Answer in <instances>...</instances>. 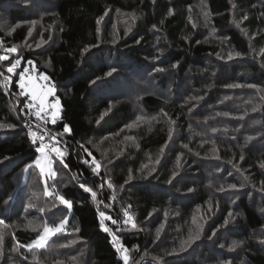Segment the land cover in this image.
I'll use <instances>...</instances> for the list:
<instances>
[{
	"label": "trees",
	"instance_id": "trees-1",
	"mask_svg": "<svg viewBox=\"0 0 264 264\" xmlns=\"http://www.w3.org/2000/svg\"><path fill=\"white\" fill-rule=\"evenodd\" d=\"M0 55V124L15 125L0 128V264H123L101 211L127 264H264V0H0ZM29 66L61 100L51 133L71 128L46 183L19 87Z\"/></svg>",
	"mask_w": 264,
	"mask_h": 264
},
{
	"label": "snow or ice",
	"instance_id": "snow-or-ice-1",
	"mask_svg": "<svg viewBox=\"0 0 264 264\" xmlns=\"http://www.w3.org/2000/svg\"><path fill=\"white\" fill-rule=\"evenodd\" d=\"M170 14H171V10H170ZM245 19H247V17H245ZM44 42L45 41L41 40V43H44ZM40 46H41L40 43H38L36 45L37 48H39ZM7 51L9 53H15L17 51V49L15 47H12V48L7 49ZM232 55H233L232 53H229V59L232 58ZM235 55L239 56L240 54L235 53ZM5 60H9V57L4 56V55H0V61H5ZM20 63H21V61L19 59L15 60L14 62H11L10 65L6 68V71L8 73H14L15 70L17 69V67L20 65ZM29 63H31V61H29ZM173 67H175V65H173ZM158 70L162 71V69H158ZM112 71H114V69L110 70L107 73V75H112ZM0 74H2V73H0ZM19 77H20L19 87L21 90H23L25 88V84L23 83L24 75L22 72L19 74ZM42 78L46 81L49 79V77H47V76H43ZM5 86H7V85H5ZM241 86L242 85H228L227 87H241ZM247 87H256V86L255 85H247ZM54 91H55L54 87L49 88L48 94L51 95L54 93ZM21 95L28 96L30 94L22 91ZM192 99H196V97H192ZM199 99H203V97H199ZM36 101H37V98L35 96H32L31 99L29 100V102L24 105V108L27 109L26 114L28 116H30V117L34 116L37 120H40L42 122L41 124L36 125L37 128L41 129V132H40V134H38L36 131H33L32 127H31V122L29 121V122H25L26 126L28 128L27 135L31 139V143L35 146V152L38 154L37 158L35 160V166L38 167L42 173L44 172L45 166H47V168L49 170V174L52 177H55L56 173H55V171H53V159H52L51 154L55 153L56 157H58L60 159L61 163H64L63 158L66 155V151H62L60 148L57 147V144H59L60 141L56 140V136H62L64 133H70L71 128L69 125L65 124L63 126V132L62 133H57V134L53 135L51 133V131L47 128V125L49 122H51V124H53V125H55L57 123L58 117L56 115V111L54 110L56 106H53L52 108L46 110L42 100L40 102H36ZM58 104H59V102L57 101V105ZM24 108L21 109V112H24ZM50 113H51V115H49ZM225 115H227V114L225 113ZM172 123H175V121H172ZM3 127L14 128L15 125H2V124H0V128H3ZM213 131H216V129H213ZM45 136H47L50 140L55 141V143H53L51 145L46 143L45 142ZM249 139H251V137ZM81 147H83V146H81ZM185 147H187V145H185ZM85 151H87V150L85 149ZM162 151H163V149H162ZM88 155L91 156V153L89 152ZM94 159L95 158L93 157V160ZM241 159H243V156H241ZM158 162L159 161H157V163ZM84 163L87 164L88 161L85 160ZM66 166L67 165L65 164V167ZM28 167H32V165L29 164ZM99 167H100L99 164H96V167L92 169L93 173H95L97 176H99V172H98ZM261 167H264V164H262ZM129 171L131 172V170H129ZM176 175H177V173L173 172L172 177L175 178ZM128 179L129 180L132 179L131 175H129ZM168 182L171 183V179ZM125 183H127V181H125ZM107 186H108V188H111L112 184L108 183ZM80 187L83 188L85 191L91 193L93 200L96 199V192L93 191L91 187H88L85 184H81ZM100 187L102 188L103 184H101ZM229 188L236 189L237 185L236 184H230ZM221 190H223V189H221ZM189 191H192V189H189ZM45 194L46 195H52V193H49L47 191ZM56 199L59 200L60 204L65 205L67 207H71V201L65 199L62 195L56 194ZM53 207H55V205H53ZM129 207H131V206L129 205ZM40 211L43 212V209H40ZM231 215L232 214L229 213V216H231ZM99 216L103 217L105 219L111 220V223L114 225L117 224V222H118L116 219H113L111 216H106L105 212H103V211H101L99 213ZM124 216L127 217V219L124 221L125 224H127L129 221L132 220V217L129 215V213L127 211H125ZM228 222L229 221L227 219H225L224 224L226 225ZM64 223L65 222H61L56 227H49L47 225V223H45L43 235H41L33 244L28 245L29 249L31 250V248H33V247L43 248L46 245V242H47V239L49 236L54 235V234L59 233V232L64 230ZM0 225H4L6 227L4 219H0ZM131 227L132 228L136 227L135 222H132ZM77 231H78V229H77ZM104 231L107 232V231H109V229L107 227H105ZM160 231H161V229L157 230V233H156L157 239H159ZM213 235H215V231L213 232ZM199 238H200L199 233H197L195 236H190L189 241L186 243L194 242L195 240H197ZM2 239H3V234L0 233V241H2ZM262 242H264V241H262ZM236 246H237V242L233 241L229 250L234 249ZM221 247H223V245H221ZM166 254H168V253H166ZM123 259H124V264H127L128 257L125 256ZM222 264H230V262H222Z\"/></svg>",
	"mask_w": 264,
	"mask_h": 264
},
{
	"label": "built area",
	"instance_id": "built-area-1",
	"mask_svg": "<svg viewBox=\"0 0 264 264\" xmlns=\"http://www.w3.org/2000/svg\"><path fill=\"white\" fill-rule=\"evenodd\" d=\"M22 73H23V75H26V76L29 75V74L35 75V77H36V79L38 80V83H39L38 85H42L43 88L54 87L52 82L50 81V79H48L47 81L44 80L42 77L45 76V75H43L42 73H39L36 70H34L32 66L27 67ZM1 85H2V87L4 89V91L7 92L8 88L11 87V85H12V75L11 74H7V73L3 74ZM5 85H7V86H5ZM30 99L31 98L28 97V100H27L26 103H28ZM44 107H45L46 110L52 108L51 106H48V107L44 106ZM49 115H51V113ZM56 115L58 117L57 123L62 122L63 120H62V109H61V107H60L59 111H56ZM27 118H28L27 122H29V121L31 122L32 130L36 131L38 134H40L41 129L37 128L36 125L37 124H41L42 122L40 120H37L34 116L30 117V116L27 115ZM50 125H52L51 122H49L48 125H47V128L49 130H50ZM27 132H28V128H27ZM29 140L31 142L30 138H29ZM56 140H58L57 137H56ZM45 142L48 143L49 145L55 143V141L50 140L47 136H45ZM52 155H55V153H52ZM126 219H127V217L122 222H120V225L125 224L124 221ZM99 221L102 222V228L103 229L105 227H107L109 229V231H107V233L110 235V237L112 239V242L114 243V245H115V247H116V249L118 251L119 259H121L123 264H124V259L123 258L126 256V247H125V245L123 243L122 236L118 235L115 232L113 225L110 224L105 218L100 217ZM144 264H152V263L146 262Z\"/></svg>",
	"mask_w": 264,
	"mask_h": 264
},
{
	"label": "rangeland",
	"instance_id": "rangeland-1",
	"mask_svg": "<svg viewBox=\"0 0 264 264\" xmlns=\"http://www.w3.org/2000/svg\"><path fill=\"white\" fill-rule=\"evenodd\" d=\"M39 88H30V89H28V91H30L29 92V94L31 95V96H35L36 98H37V102H40L41 100L43 101V104H44V106H51V107H53V106H56L55 107V110L56 111H59L60 110V107H61V100H60V98L56 95V91H54V93L53 94H51V95H49L48 94V89L49 88H52V87H48L47 89H44L43 87H42V85H37ZM57 101L59 102V104L57 105ZM52 159H53V166H54V164H55V161H57L58 160V157H56V155H52ZM38 168V167H37ZM39 169V168H38ZM40 170V169H39ZM41 178H42V180H43V182H47V180L48 181H50V180H52L54 177H52L50 174H49V170H48V168H47V166H45V169H44V172L42 173L41 172ZM131 221H129L128 223H130ZM49 238H50V236H49ZM35 242V241H34ZM33 242V243H34ZM32 243V244H33Z\"/></svg>",
	"mask_w": 264,
	"mask_h": 264
},
{
	"label": "crops",
	"instance_id": "crops-1",
	"mask_svg": "<svg viewBox=\"0 0 264 264\" xmlns=\"http://www.w3.org/2000/svg\"><path fill=\"white\" fill-rule=\"evenodd\" d=\"M23 83L25 84V88L23 90H21V92H25V93H29L30 91H28V89L30 88H39L37 85L39 84L38 83V80L36 79L35 75L33 74H29V75H24V81ZM44 89H47V88H44ZM28 97H32L31 95H28ZM50 106V105H49Z\"/></svg>",
	"mask_w": 264,
	"mask_h": 264
},
{
	"label": "bare ground",
	"instance_id": "bare-ground-1",
	"mask_svg": "<svg viewBox=\"0 0 264 264\" xmlns=\"http://www.w3.org/2000/svg\"><path fill=\"white\" fill-rule=\"evenodd\" d=\"M21 91V90H20ZM52 155V154H51Z\"/></svg>",
	"mask_w": 264,
	"mask_h": 264
}]
</instances>
